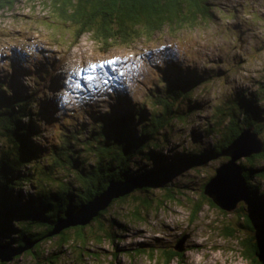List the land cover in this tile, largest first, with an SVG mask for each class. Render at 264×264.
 I'll use <instances>...</instances> for the list:
<instances>
[{"label":"rangeland","instance_id":"1","mask_svg":"<svg viewBox=\"0 0 264 264\" xmlns=\"http://www.w3.org/2000/svg\"><path fill=\"white\" fill-rule=\"evenodd\" d=\"M210 3L208 14L213 17L194 26L166 27L151 38L141 36L110 45L87 33L73 47L76 29L53 20L45 0H18L14 9L0 12V80L25 94L41 87L40 81L46 80L43 74L49 77L40 93L50 101L54 121L59 123L55 126L45 121V136L36 140L42 143L45 156L52 154L53 146L63 149L60 131L68 124L79 133L80 142L72 143L74 152L67 146V152L79 160H91L83 146L100 118L141 107L154 115L161 110L155 102L157 96L164 95L167 79L194 78L199 82L191 91L192 99L182 107L188 113L187 120L173 121L163 130L158 140L163 160L151 162L150 168L186 152L211 153L220 136H209L206 129L216 123L215 115L236 107L240 97L257 98L264 104V94L260 93L264 82V0ZM8 145L6 141L0 144V152ZM210 156L206 155L207 163L200 169L180 173L167 185L169 193L176 196L173 200L161 204L168 194L162 187L135 191L133 196L154 200L153 210L143 209L142 218L134 214L138 205L134 200L125 208L121 203L113 205L103 220L110 235L87 233L83 246L71 242L61 246L60 239H55L44 243V254L25 253L6 264H43L50 256L54 257L49 264H163L164 250L173 249L184 234L189 236L186 250L170 264H251L241 253L240 240L246 234L238 225L240 206L249 205L242 202L229 212L204 201L201 212H195L196 202L203 200V185L221 165V160ZM246 159L241 163L250 165ZM50 162L51 158L44 166ZM147 163L139 159L136 173ZM256 165L262 167L264 161L257 160ZM56 177L60 186L62 182L76 183L78 174L60 168ZM253 184L261 188L264 201V180L256 177ZM23 191L25 196H35L37 188L30 183ZM114 220L118 229L110 226ZM228 226L237 229L235 238L223 235Z\"/></svg>","mask_w":264,"mask_h":264},{"label":"trees","instance_id":"2","mask_svg":"<svg viewBox=\"0 0 264 264\" xmlns=\"http://www.w3.org/2000/svg\"><path fill=\"white\" fill-rule=\"evenodd\" d=\"M35 1L37 0H26L31 3ZM45 2L47 9L54 16L53 20H59L76 29L77 36L72 42V47L87 33L92 34L95 40L103 45H110L120 41L130 42L141 36L151 38L166 27L181 29L213 17V14H208L211 12V0ZM17 3L18 0H0V12L14 9ZM43 76L46 80L40 81L41 87L25 94L14 91L6 82L0 80V144L3 145L5 141L10 144L0 152V239L6 237L2 244L7 243L14 247L26 245L28 242L34 244L26 253L39 255L41 251L44 254V243L55 239H60L61 246L70 242L74 243V246H83L88 241L87 233L95 235L104 232L110 235L107 221L103 220L113 205L121 203L125 208L124 205H129V202L134 200L138 203L134 214L140 218L143 209L149 212L153 207L154 200L151 197L141 198L133 196L132 193L114 200L106 210L100 212L90 226L71 227L59 235L49 236L57 223L101 195L113 181L136 178L144 183L140 190L145 192L162 187L168 192L167 199L161 200V204H164L176 198L174 194L169 193L171 188L167 187L176 175L200 169L207 163L206 155L221 160V164L228 161L229 158L223 157L222 152L245 129L253 127L264 141V104H260L257 98L247 99L242 96L236 100L237 106L231 107L229 112L223 110L221 116L215 115L216 123L206 129L209 136H220V141L213 146L211 153L186 152L175 155L170 160L165 159L161 166L148 167L151 162L157 164L161 159L158 153L161 144L158 140L162 137L160 134L163 130L173 121L187 120L188 113L182 107L192 99L191 91L199 81L194 78L186 81L179 78L175 81H164V95L157 96L155 102L161 110L155 111L157 113L154 115L150 116L141 107L128 112L113 111L112 117L100 118L102 120L92 127L91 134L83 146L91 160H79L74 154L67 152L68 147L74 152L71 149L74 147L72 143L80 142L77 136L79 133L69 128L68 124L60 131V137L64 139L63 149L58 145L53 146L52 154L46 153L45 156L42 143H36V140L45 136V121L55 126L59 122L54 121V109L50 101H45L40 93L44 92L43 89L49 81L46 74ZM51 81L53 78L50 77ZM260 93L264 94V82ZM50 158L51 162L44 166V162ZM139 159L148 163L141 167L143 170L136 173L140 169L135 166ZM241 160L239 162L247 179L250 195L249 206L241 205L239 208L241 216L238 225L246 234L240 240L243 248L241 253L251 264H264V201L261 198V188L253 184L256 177L264 180V166L256 165L257 160L264 161V151L247 158L246 162L250 165L241 163ZM60 168L76 171V183L62 182L58 186L60 179L56 175ZM215 174L216 171L202 187L203 200L197 201L195 206L197 214L201 212L204 201L211 207H218L205 195V186ZM30 183L37 188L35 196L24 195L23 187ZM110 226L118 229L119 223L114 220ZM236 232V228L228 226L223 230V235L235 238ZM184 236L185 234L182 237ZM176 245L173 249L164 250L163 264H170L174 258L182 256L183 253L175 250ZM53 257H48L43 264L53 263Z\"/></svg>","mask_w":264,"mask_h":264},{"label":"water","instance_id":"3","mask_svg":"<svg viewBox=\"0 0 264 264\" xmlns=\"http://www.w3.org/2000/svg\"><path fill=\"white\" fill-rule=\"evenodd\" d=\"M264 151V141L253 127L245 129L229 147L222 152L223 157L229 158L216 169V174L205 186V195L216 206L224 211L233 212L238 209L241 202L250 204L247 179L244 175L240 160L252 158ZM136 178L125 181H113L108 189L96 196L91 202L81 207L77 212L70 214L56 224L49 236H55L64 230L89 225L101 211L106 210L114 200L134 193L143 186ZM189 236H184L175 246L178 253H184ZM34 244L14 247L7 243L0 244V262L10 263L20 255L33 248Z\"/></svg>","mask_w":264,"mask_h":264},{"label":"snow or ice","instance_id":"4","mask_svg":"<svg viewBox=\"0 0 264 264\" xmlns=\"http://www.w3.org/2000/svg\"><path fill=\"white\" fill-rule=\"evenodd\" d=\"M111 63V62H110ZM91 67L94 69L96 67L95 64L91 65ZM100 67H103V65H100Z\"/></svg>","mask_w":264,"mask_h":264},{"label":"bare ground","instance_id":"5","mask_svg":"<svg viewBox=\"0 0 264 264\" xmlns=\"http://www.w3.org/2000/svg\"><path fill=\"white\" fill-rule=\"evenodd\" d=\"M64 77V75H62V78Z\"/></svg>","mask_w":264,"mask_h":264}]
</instances>
